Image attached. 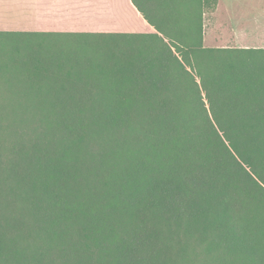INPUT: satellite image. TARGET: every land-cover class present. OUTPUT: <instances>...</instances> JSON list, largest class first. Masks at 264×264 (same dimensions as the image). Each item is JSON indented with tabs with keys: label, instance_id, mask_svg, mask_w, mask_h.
<instances>
[{
	"label": "trees",
	"instance_id": "obj_1",
	"mask_svg": "<svg viewBox=\"0 0 264 264\" xmlns=\"http://www.w3.org/2000/svg\"><path fill=\"white\" fill-rule=\"evenodd\" d=\"M216 3L0 32V264H264V50L202 48Z\"/></svg>",
	"mask_w": 264,
	"mask_h": 264
},
{
	"label": "crops",
	"instance_id": "obj_2",
	"mask_svg": "<svg viewBox=\"0 0 264 264\" xmlns=\"http://www.w3.org/2000/svg\"><path fill=\"white\" fill-rule=\"evenodd\" d=\"M0 32L153 34L155 30L131 0H0ZM201 44L212 50H264V0H217L214 9L202 12Z\"/></svg>",
	"mask_w": 264,
	"mask_h": 264
},
{
	"label": "rangeland",
	"instance_id": "obj_3",
	"mask_svg": "<svg viewBox=\"0 0 264 264\" xmlns=\"http://www.w3.org/2000/svg\"><path fill=\"white\" fill-rule=\"evenodd\" d=\"M119 8L121 9V11H123V12L126 13V15L128 16V18H130L131 20H134L133 19V16L128 12L126 5L125 6L121 5V6H119ZM42 33H48V32H42ZM0 97H7L8 98V97H11V96H8V95L1 94L0 93ZM189 260H190L189 264H203L202 256H199L198 257V260H195V256H191L189 258Z\"/></svg>",
	"mask_w": 264,
	"mask_h": 264
}]
</instances>
